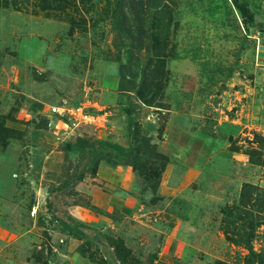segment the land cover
<instances>
[{"label":"rangeland","instance_id":"374dc122","mask_svg":"<svg viewBox=\"0 0 264 264\" xmlns=\"http://www.w3.org/2000/svg\"><path fill=\"white\" fill-rule=\"evenodd\" d=\"M152 2L136 87L119 93L132 51L111 30L117 0H0V264H71L75 253L91 264H245L220 210L247 183L264 190V44L248 36L264 30V0ZM63 99H87L72 134L67 115L51 111ZM76 136L94 147H71L64 160L59 143ZM107 155L131 160L132 182L120 181L123 168L111 190L134 196L130 213L87 207L89 183L110 189L89 180ZM75 201L92 215L75 217ZM263 235L264 225L256 250Z\"/></svg>","mask_w":264,"mask_h":264},{"label":"trees","instance_id":"16d2710c","mask_svg":"<svg viewBox=\"0 0 264 264\" xmlns=\"http://www.w3.org/2000/svg\"><path fill=\"white\" fill-rule=\"evenodd\" d=\"M62 1V0H59ZM67 5V0H63ZM153 7L152 0H117V3L112 11L111 15V30L116 31L128 38L129 45L131 47V62L129 65L119 64L120 78L117 84V91L123 93L126 90H131L136 87L135 75L132 64L138 60V53L145 49H148V39L151 36V29L149 26V18ZM238 10L241 14L244 10L239 6ZM264 32L261 28H255ZM248 37V36H247ZM120 51V49H119ZM114 61L119 62V52L113 58ZM126 74L131 75L132 78L126 80ZM89 140V139H88ZM83 137H76L74 140L59 143L58 150L64 152V160L68 159V151L71 147L84 151L85 149H92L94 147L93 142H89ZM106 161H110L113 165L119 164L109 158ZM125 165H130L131 160L127 159L122 161ZM97 165V163H96ZM95 165V166H96ZM95 172V169L92 173ZM160 175H158L159 177ZM79 178H84V174H79ZM76 182L78 180H75ZM64 185H58V189L63 188ZM75 205H80L77 201ZM89 208L98 210L100 213H107L99 210L97 206L88 202ZM220 227L219 229L223 233L225 239L237 246L244 248L247 253L243 255L245 264H264V245L258 250L255 249V242L259 240L260 228L264 225V190L259 189L257 186L247 183L242 187L238 200L233 201L231 204L225 205L220 210ZM78 224L83 223L80 220L73 219ZM67 227L66 232L68 235L73 234L74 226L65 224ZM264 236V235H263ZM151 257V261L154 260ZM207 264H237L224 262L217 260L214 263Z\"/></svg>","mask_w":264,"mask_h":264},{"label":"crops","instance_id":"0c3cea01","mask_svg":"<svg viewBox=\"0 0 264 264\" xmlns=\"http://www.w3.org/2000/svg\"><path fill=\"white\" fill-rule=\"evenodd\" d=\"M116 106H117V104H116ZM120 111L122 112V107H120ZM113 130L114 129L110 130L109 132H111L113 134H119L120 133L118 130H115V131H113ZM120 130H122V128ZM162 143H165V141H162ZM171 143L177 144V142H175L173 140H171ZM163 146L164 145L162 144L161 148H162V150H164V153L169 157V159H171V157H173V155L174 156L177 155L175 153L174 149H172V148L171 149L169 148V150L165 149L166 143H165V147H163ZM123 168H125L124 170L126 171V173L122 175L120 181H122V183H123V181L125 183H129L128 181L132 182V176L128 173V170H126L129 168V166H127V165L126 166H121V165H115L114 166V165H112L109 162H106L104 160L100 161V163L97 166L96 172L93 175V178L91 177V178H89V180L96 181L99 179H104L106 181L107 185H110V189H109V191L108 190L98 191L95 189L96 188V187H94L95 185H92L91 183H89L87 185V188H84V189L82 188L83 191H85L86 193H88L90 195L91 203L93 205H96L98 208H101V209L105 210L106 212H112L114 209H117L119 207H121L124 210V212H126V213L132 212L133 208H130V207H131V205H133L135 203L134 196L129 195L128 193H125V196L123 197V196H120L119 194L114 195V192L111 191L113 188H116L118 186L117 182L120 178L119 174L121 176V171L123 170ZM173 168H174V166L172 165L171 169H173ZM168 169H169V173H170V166H168L165 169V172H167ZM180 177H181V175H180ZM181 178H184V176H182ZM172 184L173 183L169 182L168 185H172ZM159 190L161 192V195L166 193V190L164 188V179H161V181H160ZM72 207L76 208L77 210L75 209V211L79 212L78 214H75V217H77L78 219H80L82 221H84V218L82 217V215L84 217L92 215L91 211L85 209L84 207H81L79 205H73ZM158 209L159 210H156V211H158L160 213L163 212V210H161L159 206H158ZM100 216L107 218L103 215H100ZM92 217H93V219L95 218V220L98 219L95 215ZM73 258L76 260V263L70 262L71 264H91L89 260H88L89 261L88 262L87 259H85V257L79 256L77 253H75L73 255Z\"/></svg>","mask_w":264,"mask_h":264},{"label":"built area","instance_id":"2783aa9c","mask_svg":"<svg viewBox=\"0 0 264 264\" xmlns=\"http://www.w3.org/2000/svg\"><path fill=\"white\" fill-rule=\"evenodd\" d=\"M248 36L251 37V39H253V41L255 42V44L256 43L258 45L264 44V32L263 31L258 30V29H255V31L253 33L249 34ZM87 97H90V94H88ZM86 100L85 101H83V100L80 101L79 103H77V105H72L69 101H67L66 99H63V100H61V104L60 105H52L51 106V111L53 112V114H55L57 117L58 116H61L62 117V114H64L65 116L67 115L66 117H68L71 120V122L73 123L71 125L69 131L68 132L66 131V134L67 133H71L72 134L73 129L78 124V123L76 124V121H74V120L77 119V117H75V114H78V112H79V114H81V112L84 111V107H82V105L83 104L85 105ZM95 107H97V109L98 108H100V109L102 108L99 105L98 106H95ZM117 108L120 110V107L118 105H117ZM85 109H87V108H85ZM104 109H107V108H104ZM103 114L105 115L106 114V111H104ZM82 117H84V119H90L91 120L93 118H96V119L102 118V115L95 114V113L93 115H88L87 113H85L84 115H82ZM51 123L52 122H50V124ZM52 132H55V130L53 129ZM55 135L57 136L58 133L55 134Z\"/></svg>","mask_w":264,"mask_h":264}]
</instances>
